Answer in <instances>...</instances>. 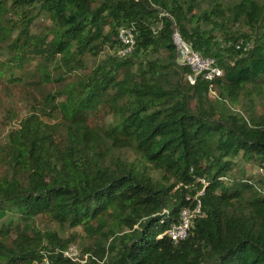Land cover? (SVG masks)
<instances>
[{
	"label": "trees",
	"instance_id": "16d2710c",
	"mask_svg": "<svg viewBox=\"0 0 264 264\" xmlns=\"http://www.w3.org/2000/svg\"><path fill=\"white\" fill-rule=\"evenodd\" d=\"M42 13L51 25L31 33ZM121 26L137 39L126 57ZM175 28L223 74L191 83ZM3 43L0 80L38 73V87L62 88L41 92L0 147V264H264V174L240 164L264 171V0H0ZM106 48L72 80L50 70L85 68ZM161 48L172 64L149 58ZM101 110L109 126L91 124ZM122 149L137 157L108 164ZM198 201L201 215L174 242L167 228ZM42 214L84 236L42 231ZM78 237L92 240L83 262L63 254Z\"/></svg>",
	"mask_w": 264,
	"mask_h": 264
},
{
	"label": "rangeland",
	"instance_id": "374dc122",
	"mask_svg": "<svg viewBox=\"0 0 264 264\" xmlns=\"http://www.w3.org/2000/svg\"><path fill=\"white\" fill-rule=\"evenodd\" d=\"M51 25V22L48 16L45 13L37 15L33 21L31 33H43L47 26ZM16 33H13L11 38H14ZM6 46V43H3L0 47ZM111 48H106L101 54L97 57L91 54H86L85 56V68L74 69L73 71H66L63 68L55 69L53 67L50 68L52 74L55 78L62 74L66 76V80H72L76 75L86 74L88 73L99 61L105 58L108 54L112 53ZM11 52L10 48L0 49V59H5L9 53ZM158 57L163 62L172 64L173 54L170 55L169 51L166 48H161L159 52L152 53L149 55V58ZM37 65V60L31 62L28 65V68L31 70H35ZM39 80L38 73L29 77V80L24 83L19 84H11L7 82L5 79L0 80V147L2 144L6 142V138L8 132L11 128L18 127L21 119L31 112H33L36 107H39V104H42V93L54 92L60 88H62V83L58 81H53L50 83H46L43 86L37 85V81ZM36 83V84H35ZM227 109V108H226ZM264 110V97L256 100V111L258 113L263 112ZM234 111H242L241 106H236ZM44 120H48L50 122L54 121V119L49 118V116H43ZM113 121L111 114L106 111H99L97 116L92 119L91 124L100 125V126H109ZM137 157L136 153L130 149H122V150H111L107 157V163L112 164V162L116 160H128L132 161ZM241 166L246 169V171L253 175L262 176L264 171H262L258 165H255L251 162L241 161ZM3 170V166L1 167ZM35 225L37 228L42 231H51L57 230L61 235L68 236L72 232L83 233L81 227L69 228L67 226H60L54 220H51L47 215H37L35 218ZM82 236H84L82 234ZM92 242L87 238L78 237L76 239V243L78 244V248L80 250L81 247L88 245V243Z\"/></svg>",
	"mask_w": 264,
	"mask_h": 264
},
{
	"label": "built area",
	"instance_id": "2783aa9c",
	"mask_svg": "<svg viewBox=\"0 0 264 264\" xmlns=\"http://www.w3.org/2000/svg\"><path fill=\"white\" fill-rule=\"evenodd\" d=\"M119 46L116 49L118 57H126L133 52L136 47V33L133 29L127 26H121L117 33ZM172 39L176 46L177 61L181 65H186L190 68V73L187 74V79L191 83H195L197 77L201 75L206 80L212 81L217 76L223 74L221 67L215 64L212 57H205L195 50L188 40L175 28L172 32ZM212 86V84H211ZM204 182V179H201ZM201 215V206L198 201L195 206L185 207L181 210L179 220L170 224L166 230V234L174 241L185 238L188 235L191 224L194 219ZM63 254L72 260L85 261L87 254L81 256V251L75 243L69 244L63 250ZM40 264H51L49 259L45 258Z\"/></svg>",
	"mask_w": 264,
	"mask_h": 264
}]
</instances>
